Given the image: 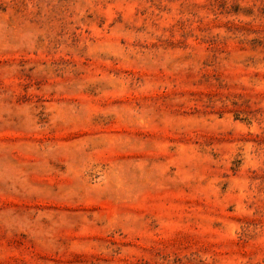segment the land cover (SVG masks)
Here are the masks:
<instances>
[{
  "label": "rangeland",
  "instance_id": "obj_1",
  "mask_svg": "<svg viewBox=\"0 0 264 264\" xmlns=\"http://www.w3.org/2000/svg\"><path fill=\"white\" fill-rule=\"evenodd\" d=\"M0 264H264V0H0Z\"/></svg>",
  "mask_w": 264,
  "mask_h": 264
}]
</instances>
